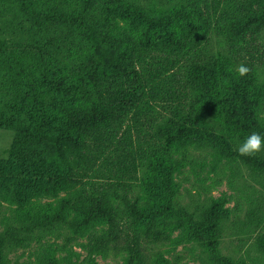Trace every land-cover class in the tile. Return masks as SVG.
Returning a JSON list of instances; mask_svg holds the SVG:
<instances>
[{"label":"trees","instance_id":"trees-1","mask_svg":"<svg viewBox=\"0 0 264 264\" xmlns=\"http://www.w3.org/2000/svg\"><path fill=\"white\" fill-rule=\"evenodd\" d=\"M16 1L17 15L0 16V70H9L12 85L23 82L35 93L32 72L7 54L21 45L20 37L29 36L36 51L32 67L42 73L40 85L52 94L54 106L52 111L29 109L24 116L0 115V126L15 134L9 158L0 160V196L9 189L15 195L5 198L14 201L23 194H53L51 185L66 193L53 213L26 215L0 230V264L7 253L59 230L75 235L87 231L88 253H127L124 264H155L159 259H152L147 247L170 242L171 230L183 226L203 264H238L220 249L228 221L224 199L192 206L174 199L168 207H153L151 199L160 196L159 185L175 194L171 174L185 162L196 164L191 148L238 163L264 185V150L252 156L238 152L250 133L264 135L263 123L253 109L240 113L216 100L214 92L220 88L218 58L223 55L248 67L240 76L241 87L256 81L258 67L264 72V0H159L162 5L176 3L175 15L184 16L176 35L164 32L172 18L154 13L149 0H82L78 9L64 0L48 6ZM110 8L130 14L133 28L146 23L143 37L130 28L116 34L107 17L92 16L95 9ZM51 28L42 40L41 33ZM215 39L224 53L215 51ZM60 43L84 53L57 61ZM215 103L223 121L212 113ZM146 192L151 197L142 201ZM169 211L176 214L174 221L160 218ZM241 211L236 202L232 212L238 220L233 223L251 232L259 229L254 243L264 252V207L252 205L239 219ZM98 221L106 223L101 232L94 229ZM75 235L67 233L65 245Z\"/></svg>","mask_w":264,"mask_h":264},{"label":"rangeland","instance_id":"rangeland-1","mask_svg":"<svg viewBox=\"0 0 264 264\" xmlns=\"http://www.w3.org/2000/svg\"><path fill=\"white\" fill-rule=\"evenodd\" d=\"M40 6L54 4L58 0H36ZM69 4L70 9H78L82 6V0H64ZM150 9L159 16L170 15L172 21L166 25L165 33L178 34L182 25L185 24L184 16H176L177 4L173 6L162 5L159 0H149ZM18 3L11 0L9 3L0 1V16L13 17L18 14ZM94 17H107V24L111 31L120 33L124 29L130 28V31L137 37H143L146 23H139L137 28H133L130 14H124L120 11L110 8L107 11L102 9L92 11ZM138 23V21L136 22ZM54 29L41 33L42 40L49 37ZM20 37L22 42L19 47H10L7 54L12 63H17L26 70L32 72L31 81L34 83L36 90H33L23 82L12 85L11 74L7 69L0 70V115L3 113L13 115H27L29 109H47L52 111L54 103L52 94L40 85L41 72H36L32 67V61L36 59V51L31 47L30 37ZM218 39L214 40V49L222 48ZM84 51H79L75 47L67 46L60 43V48L54 53L55 60L68 62L70 59H79ZM222 64L220 79L218 84L220 88L215 92V99L225 103L228 107H233L240 113H245L253 109L256 118L264 125V111H262L264 102V72L261 67L255 71L256 81L249 86L241 87L240 75L237 71L239 65L227 60L224 55L218 58ZM216 68V67H215ZM19 69V68H17ZM23 73V71H18ZM20 81L22 80L21 78ZM204 100L200 105L207 103ZM213 106L212 113L215 118L223 121L224 117L217 103ZM220 110V111H219ZM234 133V132H233ZM14 131L0 126V160L9 158V148L14 140ZM190 151L197 156L195 165L185 162L183 165L176 167L171 174V183L175 194L170 196L165 188L159 185L155 189L159 190V195L151 199L153 207L165 205L168 207L170 201L177 199L188 206L196 202H203L212 198L214 200L224 199L223 212L228 216L227 228L223 234L220 246L221 252L231 255L238 264H264V252H261L254 243L255 235L259 229L251 232L245 229L239 223L234 224L232 209L236 202L242 206L239 219H243L246 209L252 205L259 204L264 207V185L255 182L247 170L238 163L229 160H216L214 155L207 151L191 148ZM175 156L180 154L176 149ZM159 177L162 170L159 171ZM50 185V184H48ZM53 194L43 193L39 196L20 197L19 201L9 200L5 197L14 196L15 192L9 189L4 196H0V230L7 223L14 220H22L26 215L34 213L50 214L55 211L58 202L65 195V190L55 189L52 185ZM151 197L149 193H142L141 200ZM69 216L74 213L69 212ZM160 217V216H159ZM165 221L176 219V214L169 211L167 215L160 217ZM264 224V221H263ZM106 226L104 221H98L94 225L96 232H101ZM75 235L68 230H59L57 233L43 234L36 237L31 243L24 247H18L16 250L7 253L4 257L3 264H65L71 260L91 259L95 264H124L127 261V253L114 254L107 253H88L85 248L86 233L79 232L75 239L65 245V236L67 233ZM172 240L168 243H159L152 248L146 249L148 255L154 253L152 259L158 257L155 264H203L199 247L193 242L188 235L186 226L172 229ZM180 257L176 259V257Z\"/></svg>","mask_w":264,"mask_h":264},{"label":"clouds","instance_id":"clouds-1","mask_svg":"<svg viewBox=\"0 0 264 264\" xmlns=\"http://www.w3.org/2000/svg\"><path fill=\"white\" fill-rule=\"evenodd\" d=\"M237 71L240 76H244L249 69L247 66L241 64L238 66ZM262 150H264V135L258 132H252L247 135L238 147V152L245 156H252Z\"/></svg>","mask_w":264,"mask_h":264}]
</instances>
